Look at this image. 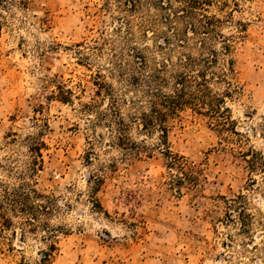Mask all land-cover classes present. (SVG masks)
Instances as JSON below:
<instances>
[{
	"label": "rangeland",
	"instance_id": "374dc122",
	"mask_svg": "<svg viewBox=\"0 0 264 264\" xmlns=\"http://www.w3.org/2000/svg\"><path fill=\"white\" fill-rule=\"evenodd\" d=\"M141 2L133 11L126 0H0V191L29 182L51 212L24 238L23 216H11L0 264H264V0H213L205 13L232 39L213 69L233 61L226 105L240 136L222 142L190 109L171 121L170 151L201 169L191 190L160 153V132L148 135L133 118L150 109L142 81L165 77L159 89L172 94L184 62L211 52L178 3L168 27L155 0ZM144 19L155 20L146 38ZM118 110L130 139L148 149L117 145ZM38 143L35 163L29 148ZM240 194L253 215L249 235L225 203Z\"/></svg>",
	"mask_w": 264,
	"mask_h": 264
},
{
	"label": "trees",
	"instance_id": "16d2710c",
	"mask_svg": "<svg viewBox=\"0 0 264 264\" xmlns=\"http://www.w3.org/2000/svg\"><path fill=\"white\" fill-rule=\"evenodd\" d=\"M129 9L137 11L142 7L141 0H126ZM178 3L182 14L190 19L189 30L193 35L200 36L199 48L207 52H211V57L206 59H192L189 58L184 62L188 70L179 72L175 76V89L172 94L163 93L159 87L168 85L167 79L162 76H154V79L142 81V85L146 88V94L149 97L150 109L148 112H142L140 117L133 119L138 120L141 125V130L148 135L154 132H160L161 144L163 148L159 151L164 156L169 158V167L174 168L180 176L178 182L189 183V189H195L194 185L199 183L198 175L201 169L195 164L182 156L174 155L168 146L167 135L170 129V123L179 114L186 109L207 117L213 123L217 132L221 135V140L231 141V137L240 136L236 130L235 121L231 118L230 109L226 105V98L232 96L233 80L235 78L234 65L231 59L225 60L227 66L223 70L213 69V65L218 63L221 56L227 57L231 53L232 44L224 34L221 33L220 28L223 25L222 20L215 16L205 14L208 12V7L213 4V0H155L153 6L155 10L165 12L162 16L163 23L172 27L171 18H174V11L172 15L166 12L174 10L173 3ZM179 17V15H176ZM155 20L144 19L139 26L140 34L146 38V31L148 29H155ZM135 37L133 26H128L129 41ZM168 41L169 39L165 38ZM179 47L188 45V36L180 37ZM219 43L220 50L215 48V44ZM133 52H140L134 45H132ZM204 68H198L202 67ZM137 81L138 78H135ZM174 79V78H173ZM217 86H223L224 92H219L215 89ZM70 93V92H68ZM67 97L64 94L58 95V100L62 103H68ZM119 123L118 146L125 151H131L139 154L146 148L142 145L133 142L128 133L129 125L125 124L123 118L120 116V111H117ZM41 143L31 146L30 152L34 154V162L38 163L41 157ZM150 155V154H149ZM41 161V160H40ZM37 168L35 167V170ZM182 176V177H181ZM0 191V245H5V232L14 224L12 217L23 216L21 238H24V227H28V232L36 230L40 227V220L43 216L49 215V209L41 204L43 195H41L29 182H21L17 186L9 188L2 185ZM226 205L229 210L238 213V222L240 231L244 235L250 234L251 223L253 215L247 212L248 202L244 195L240 194L230 201L226 200ZM238 209V210H237ZM12 216V217H11ZM231 222L234 219L228 218ZM46 226V223L44 224ZM10 247V246H9ZM10 248H8L9 250ZM54 245H50L47 252H44V260L49 261L52 253L55 250Z\"/></svg>",
	"mask_w": 264,
	"mask_h": 264
}]
</instances>
